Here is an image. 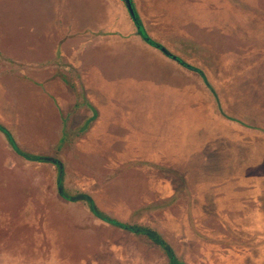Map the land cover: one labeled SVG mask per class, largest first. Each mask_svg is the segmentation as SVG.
Masks as SVG:
<instances>
[{
    "label": "rangeland",
    "instance_id": "374dc122",
    "mask_svg": "<svg viewBox=\"0 0 264 264\" xmlns=\"http://www.w3.org/2000/svg\"><path fill=\"white\" fill-rule=\"evenodd\" d=\"M111 1L7 0L0 3V30L8 36L2 45L21 50L36 43L44 54L51 45L45 35L57 25L95 30ZM154 1L169 13L189 5L179 30L155 12L142 17L150 39L202 71L205 81L186 68L174 73L165 56L144 55L140 69L124 59L100 79L103 119L88 128L95 108L90 121L75 111L63 119L46 157L61 162V173L52 162L0 163V264H99L100 256L101 264H130L117 251L126 242L106 239L94 219L105 221L85 201L63 198L60 182L63 195L89 196L107 218L150 229L179 264H264V0H197L194 9L189 0ZM135 2L146 10V0ZM171 14L179 23L181 16ZM167 26L177 31L169 34L175 40L167 39ZM105 55H112L108 48L96 57ZM66 71L74 84L78 75ZM5 91L0 109L10 101ZM76 94L83 106L82 81ZM21 123L23 132L36 128L31 118ZM43 142L30 146L40 157ZM6 154L0 144V162Z\"/></svg>",
    "mask_w": 264,
    "mask_h": 264
},
{
    "label": "crops",
    "instance_id": "0c3cea01",
    "mask_svg": "<svg viewBox=\"0 0 264 264\" xmlns=\"http://www.w3.org/2000/svg\"><path fill=\"white\" fill-rule=\"evenodd\" d=\"M5 1L7 0H0V3H4ZM196 1L197 0H189L191 8L194 9L196 7ZM132 3L149 37L150 34L145 24L146 20L142 17L143 15H147L148 12H155L157 17L160 16L158 17V21H162L165 25H167L166 23H170L173 29L179 30L177 26H180L181 23H185L183 16L185 15V10L189 7V5L180 3L178 7H174V11H170L169 13L166 11L161 12L160 7L162 8L163 6L157 4L154 0H146L147 7L144 11L138 8L139 5L135 0H132ZM172 4L177 5L174 0H172ZM108 8L109 10H107L106 15H104L107 19L95 30L88 28L68 29L66 25H57L54 29L52 27L53 30L49 33L50 35H45L51 39V45L46 53L44 51V54L42 53L41 45L36 43L21 50L12 49L9 44L2 45L8 36L3 31L4 28L0 30V93H4L6 90L10 100L8 105L5 104L3 109H0V126L3 125L2 127L7 132L8 130L6 127H8L9 130L11 129V134L9 135L12 137L13 141H15L14 138H16L17 142H20L21 145L24 146L25 150H23V152L38 156L40 153L37 152L35 148L30 147L33 146L32 144L38 139L41 142L44 141L43 147L44 149L46 148L44 152L46 154L45 157L50 156L52 153L51 151H53V148L58 144L60 131H62L63 127V119L68 118V114L74 111L81 112L80 115L83 114L84 117L89 116V121L94 118V121L91 120L89 122V129H91L100 118L103 119L100 112L101 110L98 109L99 107H103V102H100V97L102 95L98 93H100L101 90L104 91L100 79H109L106 78V76L109 73L107 69H109L110 66L112 68L111 71H117L121 61L125 59L127 62H131L136 69H140L143 65L142 62L146 61L144 58L146 54L156 56L160 60L164 58L165 55L163 53L145 43L137 34V29L122 0H112ZM177 8H179V11H177ZM171 13H177V15L181 16L179 23L173 22L172 18L171 20L168 19V17L172 15ZM172 27L167 26L166 28L168 32L165 33L168 40H175L177 37L174 34L171 36L169 35L170 33L177 32H173V29H171ZM148 47L152 48L158 56L152 53V50L148 51ZM107 48L112 55H105L103 56L104 59L98 60L96 57L98 53L100 51L104 53ZM168 52L174 55V53L169 50ZM33 55H35V57H33ZM167 60L169 64H172L171 66H174L172 70L174 73H186V69H184L183 66L168 57ZM97 62H99V64ZM66 70H69L71 73H76L78 75V81L74 79V84L71 83L69 80L71 77L67 74ZM92 80H94L93 83H98V88L100 87L98 92L97 89L91 85ZM81 81L82 84L84 83L86 86L88 94L83 99V106L80 101L76 100V92ZM109 83L112 84L111 81ZM110 86L114 85H109L105 88V92H108ZM203 105L204 104H202L201 111L204 108ZM94 108L95 112L97 111L98 113L95 114V117L91 118L94 115ZM21 118H31L33 122L36 123L35 130L23 132V128L20 126L22 125ZM25 127L24 129H29L32 125L25 124ZM227 135L229 138L235 136L233 133L231 134V132L227 133ZM0 144L7 153V160L5 162H0L3 164V167H17L20 165L30 167L28 164H31L32 161L20 158L16 155L14 149L3 139L1 134ZM130 161L131 160L128 162ZM131 162L134 163V161ZM123 163L124 162H122V164ZM191 196H189V198ZM194 197L198 199V197ZM194 197L192 196L191 200ZM82 214H84V212H82ZM94 220L102 226L103 233H106V239L107 237H118L121 242H126L125 247H118L117 251L121 252L130 264H170L164 251L149 241L145 234L140 233L138 235L136 232L127 230L133 234L126 235L124 233L126 229L124 228L119 227L115 229L112 227L113 225L109 223L101 222L97 219ZM86 245L87 243L85 246ZM85 246L83 245V247ZM106 248L112 249L111 247ZM100 250L104 251L105 249ZM114 256L117 258L116 255ZM98 262L99 264L104 262L103 256H100ZM105 264H107L106 261Z\"/></svg>",
    "mask_w": 264,
    "mask_h": 264
},
{
    "label": "trees",
    "instance_id": "16d2710c",
    "mask_svg": "<svg viewBox=\"0 0 264 264\" xmlns=\"http://www.w3.org/2000/svg\"><path fill=\"white\" fill-rule=\"evenodd\" d=\"M137 18H138V16H137ZM138 21H140L139 20V18H138ZM140 24H141V22H140ZM142 25V24H141ZM143 27V26H142ZM144 29V28H143ZM153 41V40H152ZM156 43V42H155ZM156 44H158V43H156ZM158 45H160V44H158ZM158 50V49H157ZM161 52V51H160ZM162 53V52H161ZM164 54V53H163ZM165 55V54H164ZM166 56V55H165ZM167 57V56H166ZM178 58V57H177ZM179 59V58H178ZM172 60V59H171ZM181 60V59H180ZM173 61H175V60H173ZM175 62H177L179 65H181V66H183L184 68H186V69H188V70H190V71H194V72H196V73H198L200 76H201V78L205 81V76H204V74L202 73V71H200V70H198V69H196V68H194V67H191L190 65H188L187 63H185L183 60H181V61H175ZM0 131L2 132V133H4V135H6V137H7V140L9 141V143L11 144V146H12V148L15 150V152H17L19 155H21L22 157H24L25 159H27V160H30V161H38V162H52L53 164H56V163H54L53 162V160H50V159H48V158H46V157H40V156H34V155H31V154H28V153H25V152H23V151H21V150H19L18 149V147H16L15 146V143H14V141H13V139H12V141L10 140V138H9V134L3 129V128H1L0 127ZM11 137V136H10ZM12 138V137H11ZM57 165V164H56ZM58 166V165H57ZM58 168H59V171H60V173L62 172V170H60V167L58 166ZM58 186H59V193H60V195L63 197V198H65L66 200H68V201H71V202H74V201H85L87 204H88V206H89V208H90V211H91V213L94 215V216H96V217H98V218H100L101 220H103V221H105V222H107V223H109V224H111V222L112 221H114V220H111V219H109V218H107L104 214H102V213H100V212H98V210H97V208H96V206H95V204H94V202H93V200L89 197V196H86V195H78L77 197H68V196H66V195H63L62 194V192H61V182L58 184ZM111 225H113V224H111ZM122 225H124V224H122ZM113 226H116V225H113ZM126 226V225H125ZM118 227H121V226H118ZM128 227H130V226H128ZM122 228V227H121ZM131 228H134V227H131ZM135 230L134 231H132V232H136V233H141V234H145L147 237H149L156 245H158V246H160L162 249H163V251L165 252V254L168 256V258H169V261H170V264H179L178 263V260H177V258L175 257V255H174V253L172 252V250H171V248L169 247V245L167 244V243H165V242H163L162 240H161V238L159 237V236H157L155 233H153L150 229H147V228H134Z\"/></svg>",
    "mask_w": 264,
    "mask_h": 264
},
{
    "label": "water",
    "instance_id": "95a60500",
    "mask_svg": "<svg viewBox=\"0 0 264 264\" xmlns=\"http://www.w3.org/2000/svg\"><path fill=\"white\" fill-rule=\"evenodd\" d=\"M124 2V5L137 29V34L142 38V40L147 43L148 45L158 49L159 51H161L162 53H164L169 59L175 60V61H181L180 59H178L176 56L172 55L171 53L168 52V50L166 48H164L161 45L156 44L154 41H152L150 39V37L147 35V33L145 32V30L143 29L142 25L140 24V21H138L137 18V14L135 12L132 0H122ZM10 140L12 141V138L9 136ZM54 163H56L59 167L60 170H62V165L61 162L54 159L53 160ZM111 224L116 225V226H121L122 228L129 230V231H134V228L122 225L116 221H112Z\"/></svg>",
    "mask_w": 264,
    "mask_h": 264
}]
</instances>
